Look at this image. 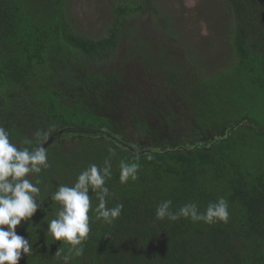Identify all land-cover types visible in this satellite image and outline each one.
I'll return each mask as SVG.
<instances>
[{
    "label": "trees",
    "instance_id": "obj_1",
    "mask_svg": "<svg viewBox=\"0 0 264 264\" xmlns=\"http://www.w3.org/2000/svg\"><path fill=\"white\" fill-rule=\"evenodd\" d=\"M215 1L227 6L232 61L199 72L187 47L170 68L164 39L156 50L140 29L126 34V19L150 13L183 39L156 0H121L101 37L72 21L70 0H0V126L30 150L48 133L50 167L27 177L40 181L38 210L16 229L32 254L18 264H65L62 246L66 264H264V0ZM122 161L140 165L135 181L120 183ZM92 164L111 166L107 206L123 210L112 224L90 210L75 257L46 221L62 210L51 194ZM221 197L227 223L155 218L165 200L204 211Z\"/></svg>",
    "mask_w": 264,
    "mask_h": 264
},
{
    "label": "clouds",
    "instance_id": "obj_2",
    "mask_svg": "<svg viewBox=\"0 0 264 264\" xmlns=\"http://www.w3.org/2000/svg\"><path fill=\"white\" fill-rule=\"evenodd\" d=\"M48 133H36L38 147L31 150L28 147L18 148L10 141L9 132L0 126V264H18L24 255L32 254L28 241L17 235L16 229L22 221L29 222L38 210L36 203L40 197V181L35 182L27 177L40 174L50 167L48 153L41 141H47ZM113 151L114 150H110ZM151 158V157H149ZM107 164V160L104 161ZM140 165L136 162H121L119 165V180L126 184L137 179ZM112 176V168L92 164L77 176L71 186L61 184L51 194L52 201L60 209L56 217L46 222L49 229L47 237L53 241H63L64 245L75 247L74 256L83 254V242L90 233L89 212L94 211L95 218L106 224H112L121 216L123 204L108 207L107 201L112 193L106 186ZM97 193L98 204L93 208L89 190ZM228 201L221 197L214 203H209L204 211L196 204L188 203L178 211H172V201L165 200L155 210L156 220L177 221L180 218L191 219L193 222L214 224L227 223L229 220ZM63 246L57 252L56 258L67 262L68 256L62 255Z\"/></svg>",
    "mask_w": 264,
    "mask_h": 264
},
{
    "label": "rangeland",
    "instance_id": "obj_3",
    "mask_svg": "<svg viewBox=\"0 0 264 264\" xmlns=\"http://www.w3.org/2000/svg\"><path fill=\"white\" fill-rule=\"evenodd\" d=\"M121 0H70V12L73 22H77L82 32L94 37L107 34L116 13V6ZM156 6L161 15H168L173 21L174 31L182 35L180 41L171 40L163 33L160 19L150 13L134 15L125 20V32L143 33V38L159 49L164 41L171 45L165 49L171 59L163 61L167 67L175 66L178 60L186 57L191 50V57L197 60L198 71H213L232 61V53L227 40L228 23L223 15L227 6L218 4L215 0H156ZM226 23V25L224 24ZM162 36V37H161ZM161 40H160V39ZM157 39L159 42H157ZM180 42L181 44H178ZM181 45V46H180ZM128 40L123 41L120 52L127 50ZM150 47V45H149ZM190 64L187 65V67ZM135 77L132 78V81Z\"/></svg>",
    "mask_w": 264,
    "mask_h": 264
}]
</instances>
